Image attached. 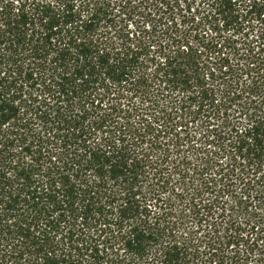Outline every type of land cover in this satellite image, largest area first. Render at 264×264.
Listing matches in <instances>:
<instances>
[{"label":"trees","instance_id":"obj_1","mask_svg":"<svg viewBox=\"0 0 264 264\" xmlns=\"http://www.w3.org/2000/svg\"><path fill=\"white\" fill-rule=\"evenodd\" d=\"M188 1L0 0V264H264V0Z\"/></svg>","mask_w":264,"mask_h":264},{"label":"rangeland","instance_id":"obj_2","mask_svg":"<svg viewBox=\"0 0 264 264\" xmlns=\"http://www.w3.org/2000/svg\"><path fill=\"white\" fill-rule=\"evenodd\" d=\"M210 1L211 0H189L188 4L193 7L192 13H196L198 15H202L203 13L206 14V11H208L210 9V5H211ZM187 17L190 19L191 16H187ZM230 33H232V32H230ZM228 36H229V34H228ZM237 191H238V189H237ZM238 195H240V194H238ZM228 199H230V196L229 197H225V200H228ZM235 199H236V201H239V198H235ZM256 204H257L256 200L255 201H251L250 199H247V200H243L242 201V205H244V207H248V209H250L251 205L253 206V205H256ZM234 218H235L234 221H238V222L245 221V219H246V211L244 209L236 210ZM225 223H227V225ZM228 223H229L228 219H227V217H225V219H223V224H224V227H226V229L224 230V232H222L223 238H222L221 241L222 242L223 241L226 242V244L221 249V252H223L224 255L226 256L225 257V261H228L226 264H233L230 261L232 259L231 257L235 256V254H237V253H239L240 256H243L242 255V250H243L242 246H243V248L245 246H244V242L240 240L239 241L240 242L239 245L235 244L234 246L231 245L230 247H227V243L229 241H231L230 236L234 235V232H235L234 226L231 228V223H229V224ZM251 263H252V261H250V264Z\"/></svg>","mask_w":264,"mask_h":264}]
</instances>
